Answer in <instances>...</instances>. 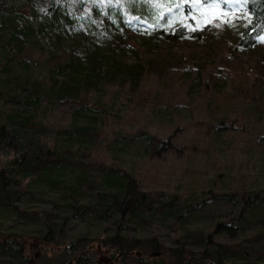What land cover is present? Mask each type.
Returning <instances> with one entry per match:
<instances>
[{"label":"trees","instance_id":"obj_1","mask_svg":"<svg viewBox=\"0 0 264 264\" xmlns=\"http://www.w3.org/2000/svg\"><path fill=\"white\" fill-rule=\"evenodd\" d=\"M238 2L240 8L236 10V5L231 11V0H0V34L8 28L12 31L6 41L1 39L6 54L0 61V75L6 76H0V150L13 153L10 160L0 164V211L25 221L37 217L45 228L41 235L31 236L8 233L0 225V264H36L35 248L40 244L57 247L66 240L64 224L83 221L84 216L115 227H106L89 238L83 235L65 241L70 246L63 247L67 254L61 256L62 264H89L84 258L87 254L91 255L90 264H99L95 258L99 246L111 253L110 264H236L242 260L236 257L244 244L258 243L255 237L259 236L264 241V217L247 229L235 225L253 208H264V131L256 138L259 168L240 188L232 185L231 169L201 177L202 169L193 160L199 154L198 147L186 146L179 134L172 132L161 138L139 128L118 137L132 144L143 141L150 159L166 161L171 154L186 157L181 171L183 188L175 192L160 184L159 175L150 180L156 183L151 185L142 175L99 153L102 142L103 148L111 151L113 143L101 126L110 122L112 114L106 102L89 98L92 88L112 80L119 83L126 98L133 99V91L145 79L144 65L129 64L125 59L140 52L135 42L156 41L163 46L184 39L188 33L199 36L204 26L211 29L213 25L228 31L230 38L227 27L233 21L231 15L236 14L239 49L264 47V0ZM63 34L83 37L78 45H71L67 55L59 54L58 49ZM227 42L231 47V41ZM34 48L48 49L49 69L63 78L54 79L50 74L47 80L32 81L24 74L23 80L14 84L17 67L26 73ZM100 87L96 91L103 93ZM66 96L73 99L62 100ZM41 98L77 105L74 118L102 123L98 127L59 128L56 132L73 144L49 145V129L41 127L32 113L24 114L37 110ZM222 98L231 109L236 101L256 100L257 105L262 97L253 88L238 84L228 87ZM240 123L223 118L200 124L205 128V152L211 155L210 148L223 146L241 129ZM64 167L75 170L69 180L51 177ZM40 187L58 189L59 197L51 203L55 208L66 207L68 217L62 223H55L54 209L28 208V196ZM215 198L232 201L238 207L236 216L216 219L210 227L180 231L186 217ZM166 217H172L170 246L165 247L157 235L147 239L141 236L148 225ZM245 260L264 264L258 257Z\"/></svg>","mask_w":264,"mask_h":264},{"label":"rangeland","instance_id":"obj_2","mask_svg":"<svg viewBox=\"0 0 264 264\" xmlns=\"http://www.w3.org/2000/svg\"><path fill=\"white\" fill-rule=\"evenodd\" d=\"M239 3L238 0H231V11H234L233 9ZM239 8L240 5H237L236 10ZM235 15H231L233 21L231 26L227 27V29H231L230 38L227 35L228 31H224L221 26L213 25L211 29H206L204 26V29L200 30L199 36L194 37V34L188 33L184 39L174 42L164 41L163 46L158 45L159 43L156 41L143 44L135 42V48L139 46L140 52L138 55H126L125 59L129 64L144 65L142 70L145 79L141 82V86L133 91L132 100L124 96V91L117 81H104L100 85L101 87L97 86L89 91V98L95 102H106L112 114L110 122L101 126L108 132L113 143L111 151L103 148L105 142L99 146L98 151L103 157L112 158L116 164L142 175L143 180L151 185H156L150 180L159 175L162 186L175 192L179 191V188H183L184 179L181 171L187 163L186 157H177L171 154L166 158V161H157L149 158V152L143 141L137 140L132 144L118 139V137L127 136L129 133L132 134L139 128H144L161 138H166L173 132L174 135L179 134L180 140L186 146L195 145L198 147L199 154L193 160L194 164L202 169L201 177H208L218 169L223 172H228L231 169L234 187L240 188L252 180V175L256 174L260 165V159L256 153V138L264 131V47L239 49L235 37L238 38L237 33L240 27ZM11 34L10 28L0 34V61L6 54L1 39L6 41ZM82 38L81 35L63 34L62 42L58 47L59 54L67 55L71 50V45H78L80 40H83ZM227 39L231 41V47H229ZM46 48L42 51L36 48L31 49L33 60L29 62L26 73L23 72L24 69L17 67L14 84L22 81L24 74L32 81L47 80L50 74L54 79L63 78L53 72L54 70L49 69L50 55ZM0 76L4 78L6 75ZM238 84L246 88H253L261 94L262 98L257 105H255L256 100L252 103L236 101L231 109L227 107L222 93L228 87ZM99 87L102 88L103 93L96 91ZM141 88L143 89L140 90ZM66 98L73 99L66 96L62 100ZM57 99L54 100L58 101ZM61 104L41 98L37 110L24 112L27 116V113H32L41 127L49 129L46 133L49 145L56 142L62 145L73 144L69 143L66 135L56 132L59 128L76 125L83 127L97 125L98 127L102 123V121L99 123V121L88 119H76L72 113L78 106L71 103ZM15 106L11 105L10 107ZM91 115L101 116L100 113ZM223 118H228L231 121L238 119L241 122V129L229 136L223 146L215 147V149L210 148L208 151L211 155H208L205 152L207 146L202 138L205 128L200 124L211 123L213 120ZM187 155L191 157L190 152ZM12 156V152L0 150V164L4 165ZM74 172L75 170L73 171L72 168L64 167L60 172L55 171L51 177L69 180ZM58 194V189L40 187L31 196H28V208L32 210H37L39 207L40 210L54 209L55 223H62L63 219L68 217L66 207L55 208L51 203L57 201ZM237 211L238 207L232 201L229 203L215 198L202 204L194 213L186 217L179 229L181 231L199 226L210 227L216 219L229 215L234 217ZM2 212H4L3 215ZM262 217H264V208L256 207L235 225L247 229L250 224ZM83 219V221L73 220L64 224L65 241L75 240L83 235L87 238L96 236L106 227L110 229L112 226L101 223L92 216H84ZM171 223L172 217L160 219L154 225H148L144 231L142 230L141 236L147 239L157 235L161 243L168 247L173 238ZM0 225L8 233L39 236L45 231L41 220L37 217L25 221L10 217L5 211H0ZM114 227L112 226V228ZM260 237H255V241L258 243L253 245L247 243L241 247L242 253L236 258L242 260L236 264H248L249 261H246V258L258 257L261 262L264 261V241ZM65 241L58 242L57 247H48L46 244L37 246L35 248L36 264H62L61 256L67 254L62 251L63 247L70 246ZM37 243L39 242L37 241ZM98 249L103 254L106 251L101 246ZM101 255L99 254L98 258L95 256L97 261Z\"/></svg>","mask_w":264,"mask_h":264},{"label":"flooded vegetation","instance_id":"obj_3","mask_svg":"<svg viewBox=\"0 0 264 264\" xmlns=\"http://www.w3.org/2000/svg\"><path fill=\"white\" fill-rule=\"evenodd\" d=\"M99 254H102L101 256H105L106 258H108V262L106 263L104 260H102V262H100V259H101V256H100V258L98 259V263L99 264H102V263H105V264H110L111 263V261H112V256H111V253H109L107 250L106 251H104V254H103V252H101L100 251V249H98V255ZM84 258H85V260H87V262H89V264L91 263V257H90V255L89 254H87V255H84ZM98 258V257H97Z\"/></svg>","mask_w":264,"mask_h":264},{"label":"water","instance_id":"obj_4","mask_svg":"<svg viewBox=\"0 0 264 264\" xmlns=\"http://www.w3.org/2000/svg\"><path fill=\"white\" fill-rule=\"evenodd\" d=\"M155 256H158V253L155 254ZM102 260H104L106 263L108 262V258L105 257H101L100 262H102Z\"/></svg>","mask_w":264,"mask_h":264}]
</instances>
